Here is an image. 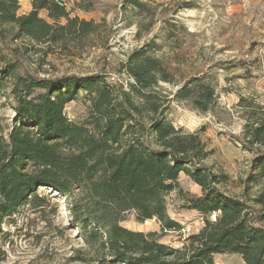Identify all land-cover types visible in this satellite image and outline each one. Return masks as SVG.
Masks as SVG:
<instances>
[{
  "label": "trees",
  "instance_id": "trees-1",
  "mask_svg": "<svg viewBox=\"0 0 264 264\" xmlns=\"http://www.w3.org/2000/svg\"><path fill=\"white\" fill-rule=\"evenodd\" d=\"M21 1L0 0V54L11 57L0 68V94L16 114L9 132L0 125V238L4 221L25 206L46 218L52 197L40 190L47 188L63 196L81 238L72 261L217 264L214 256L227 253L241 255L245 264H264V191L251 200L225 194L220 176L204 163L208 154L198 134L165 117L173 99L162 94V83L178 87L174 101L202 114L213 110L216 88L207 76L179 78L176 67L147 45L122 64L133 80L129 90L103 74L40 76L26 66L24 53L79 43L100 25L71 17L61 0H29L31 10L21 15ZM124 5L140 13L148 8L141 0ZM44 10L53 23L41 16ZM166 29L173 32V26ZM15 40L31 48L14 47ZM80 95L87 114L70 120L65 108ZM244 136L257 147L252 166L263 177L264 117L249 121ZM182 174L201 188L199 194L182 188ZM255 180L250 175L247 182ZM173 192L178 207L200 213L204 223L178 248L161 242V233L183 229L168 212ZM131 216L139 223L156 220L161 233L127 229L123 222Z\"/></svg>",
  "mask_w": 264,
  "mask_h": 264
},
{
  "label": "rangeland",
  "instance_id": "rangeland-1",
  "mask_svg": "<svg viewBox=\"0 0 264 264\" xmlns=\"http://www.w3.org/2000/svg\"><path fill=\"white\" fill-rule=\"evenodd\" d=\"M141 1L148 7L143 13L125 6L124 0H62L71 17L94 21L100 25L99 31L79 43L53 46L47 54L44 48L33 47L24 53L26 66L49 78L103 74L109 82L129 90L133 80L122 64L133 50L147 45L148 52L176 67L179 78L205 74L216 88L213 110L202 114L174 101L178 87L162 83V94L173 99L165 117L185 133L198 134L208 154L204 163L220 176L219 187L225 194L251 200L264 191V176L259 177V169L252 166L257 147L244 136L249 121L264 117V0ZM30 10V1H21L19 13ZM41 16L53 23L46 10ZM168 26H173L171 34ZM9 30L16 32L13 27ZM12 45L31 48L26 40H15ZM9 60V55L0 54V68ZM79 98L65 108L70 120L87 114L86 101L82 95ZM15 122L12 106L0 94V125L9 132ZM250 175L256 180L247 182ZM179 184L187 192H201L184 174ZM40 193L52 197L45 219L25 206L4 221L0 264H81L71 259L83 244L70 224L63 196L47 188ZM167 199L168 212L182 225L181 231L162 234L156 220L139 223L134 216L123 226L146 233L157 231L162 243L183 246L188 236L202 229L203 217L179 208L175 192ZM214 257L217 264H245L239 254Z\"/></svg>",
  "mask_w": 264,
  "mask_h": 264
},
{
  "label": "built area",
  "instance_id": "built-area-1",
  "mask_svg": "<svg viewBox=\"0 0 264 264\" xmlns=\"http://www.w3.org/2000/svg\"><path fill=\"white\" fill-rule=\"evenodd\" d=\"M215 216H216V215H215V214H213V216H212V217H213V219H215Z\"/></svg>",
  "mask_w": 264,
  "mask_h": 264
},
{
  "label": "water",
  "instance_id": "water-1",
  "mask_svg": "<svg viewBox=\"0 0 264 264\" xmlns=\"http://www.w3.org/2000/svg\"><path fill=\"white\" fill-rule=\"evenodd\" d=\"M61 3H62V0H61Z\"/></svg>",
  "mask_w": 264,
  "mask_h": 264
}]
</instances>
